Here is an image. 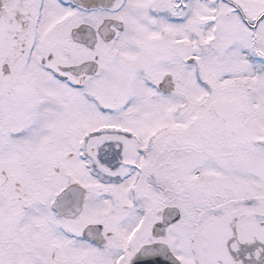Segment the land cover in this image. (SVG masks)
I'll return each mask as SVG.
<instances>
[{"label": "snow or ice", "instance_id": "obj_1", "mask_svg": "<svg viewBox=\"0 0 264 264\" xmlns=\"http://www.w3.org/2000/svg\"><path fill=\"white\" fill-rule=\"evenodd\" d=\"M0 264H264V0H0Z\"/></svg>", "mask_w": 264, "mask_h": 264}]
</instances>
